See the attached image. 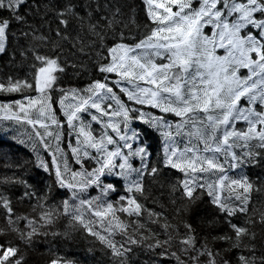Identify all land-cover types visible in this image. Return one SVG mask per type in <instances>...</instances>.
I'll list each match as a JSON object with an SVG mask.
<instances>
[{
  "label": "snow or ice",
  "instance_id": "6c2138e0",
  "mask_svg": "<svg viewBox=\"0 0 264 264\" xmlns=\"http://www.w3.org/2000/svg\"><path fill=\"white\" fill-rule=\"evenodd\" d=\"M69 44L98 74L82 88ZM0 57V120L27 149L0 148V234L19 240L0 264H80L61 254L77 231L97 264H264V178L246 174L264 169V0H0Z\"/></svg>",
  "mask_w": 264,
  "mask_h": 264
},
{
  "label": "trees",
  "instance_id": "16d2710c",
  "mask_svg": "<svg viewBox=\"0 0 264 264\" xmlns=\"http://www.w3.org/2000/svg\"><path fill=\"white\" fill-rule=\"evenodd\" d=\"M137 3H140L141 0H136ZM45 34L47 33V28L42 30ZM84 41H89L91 37L87 34V30L85 29L84 33L81 37ZM44 49H41L43 51ZM75 50L72 49V46L69 44L66 46L65 55H67L70 58H73L76 60L77 64H83L87 67V71H85L84 68L78 69L82 75L80 76H72L71 77V85L77 86V87H84L90 79L95 78L98 74L94 72L92 66L89 64L88 55L82 54L79 52H75ZM87 52V49H86ZM6 67L5 62L3 61V58L0 57V71H2ZM18 71L23 72L25 71L24 68H20L18 66ZM71 72V69H70ZM16 98H19L18 95ZM2 99V98H0ZM146 111H151L153 113H156V110L154 109H146ZM158 114V113H157ZM3 126L1 127L0 131V148L3 149L5 152H9V155H11L12 152L16 151L17 147H20L23 151H27V149H23L22 145L17 146L15 144V141L12 139L13 135L16 133L13 131V125L10 124L8 121H2ZM5 125H7V128L5 129ZM28 131L29 129L27 127H19L18 132L21 135L22 139H27L28 137ZM68 139L65 137L62 147L67 148ZM148 143L152 145L151 151L153 152V155H155L160 151L161 145H160V137L156 135L155 133H151L148 138ZM13 145L11 151L9 150L8 145ZM63 156V153L61 154ZM67 155L70 157L71 153L68 152ZM42 157L45 159H48L47 154L42 152ZM50 162V160H49ZM72 167H78L75 165H70ZM7 170H5L2 166H0V173H3ZM246 174L249 175L254 181H257L258 178H264V169L261 168H252L249 167L246 169ZM166 175H170V173H166ZM179 175V174H177ZM25 179H29L31 183H36L37 181L41 183L47 182V174L43 173L42 171L37 170L36 172H30L28 176L25 177ZM69 179H71V175L69 174ZM151 196L155 197L157 200H159L163 204H168V189L167 187L161 188L159 184L152 185L149 189ZM92 194L95 195V190H92ZM63 197H58V199H62ZM110 199L114 197H109ZM253 199L257 202L258 206L261 200H264V194H258L253 191ZM17 207V210L20 212L27 211V206H20L15 205ZM149 208L154 207V205L149 202L146 205ZM170 206V205H169ZM118 215L121 217V219L127 220L128 217L124 216L122 213H118ZM64 224H67V221H63V223L60 224L59 230L63 231ZM3 223L0 222V228H3ZM23 226V225H21ZM97 228H99L101 231H103V227L101 224L95 225ZM73 238L70 240H64L61 244V254L68 256L70 259H77L80 261V264H97V261L105 260L107 259L103 252L101 251V245L99 244V241L96 240L94 237L88 236L87 233H84L83 231H77L72 233ZM115 240L119 241L121 239V236L119 232H117L114 237ZM6 239L13 240L14 243L19 244V240L14 238V236L9 233L8 235L0 234V243H2ZM43 237H40L39 240L43 241ZM20 247L23 249L24 245H20ZM37 252H44L45 245L43 243H36L35 245ZM89 248H93L94 251L89 252ZM27 260L29 264H40L42 261V257L38 256L37 253L29 252L27 254ZM152 259V257L146 253L143 249H138V256L134 258V264H146V262H149Z\"/></svg>",
  "mask_w": 264,
  "mask_h": 264
},
{
  "label": "rangeland",
  "instance_id": "374dc122",
  "mask_svg": "<svg viewBox=\"0 0 264 264\" xmlns=\"http://www.w3.org/2000/svg\"><path fill=\"white\" fill-rule=\"evenodd\" d=\"M219 51H221V50H218V52H219ZM221 54H222V53H221ZM240 71H241V72H244V73L246 74V70H245V69H241ZM0 115H2V114H0ZM2 121H4V120H0V129H1V127L3 126ZM241 126H243V125H242L241 123L238 122L237 127H241ZM0 131H1V130H0ZM179 147L183 148V147H184V144H183V143H180V144H179Z\"/></svg>",
  "mask_w": 264,
  "mask_h": 264
}]
</instances>
